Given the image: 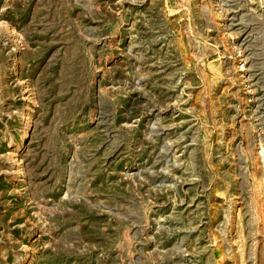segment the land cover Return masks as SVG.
I'll list each match as a JSON object with an SVG mask.
<instances>
[{
  "label": "rangeland",
  "instance_id": "1",
  "mask_svg": "<svg viewBox=\"0 0 264 264\" xmlns=\"http://www.w3.org/2000/svg\"><path fill=\"white\" fill-rule=\"evenodd\" d=\"M0 264H264V0H0Z\"/></svg>",
  "mask_w": 264,
  "mask_h": 264
}]
</instances>
